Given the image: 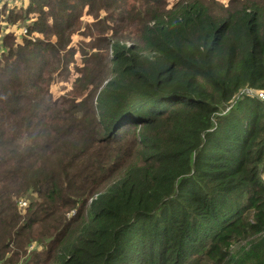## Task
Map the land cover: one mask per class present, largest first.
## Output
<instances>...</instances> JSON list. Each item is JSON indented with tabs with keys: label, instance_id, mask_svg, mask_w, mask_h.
Masks as SVG:
<instances>
[{
	"label": "trees",
	"instance_id": "trees-1",
	"mask_svg": "<svg viewBox=\"0 0 264 264\" xmlns=\"http://www.w3.org/2000/svg\"><path fill=\"white\" fill-rule=\"evenodd\" d=\"M128 1L14 9L55 40L2 36L0 264H264V102L238 95L264 89V0H144L134 34L78 47L80 84L53 98L41 66L82 6L121 22ZM79 201L85 216L67 218ZM41 237L55 260L20 259Z\"/></svg>",
	"mask_w": 264,
	"mask_h": 264
},
{
	"label": "rangeland",
	"instance_id": "rangeland-1",
	"mask_svg": "<svg viewBox=\"0 0 264 264\" xmlns=\"http://www.w3.org/2000/svg\"><path fill=\"white\" fill-rule=\"evenodd\" d=\"M29 0H5L4 3L0 0V56L1 51H6L7 46L3 44L2 36L6 33H11L15 37L14 41L21 40L22 37L27 38L30 42H38L51 39L55 40L54 36L45 37L44 33L39 30H28V25L33 23L37 17L36 12H31L22 16H14L15 10L23 9ZM175 0H166V7L171 6ZM218 4H227L228 0H214ZM2 3V4H1ZM130 3V4H129ZM134 4V9H130L128 14L123 18V21L117 22L114 20L110 13L113 6L105 8L102 6L90 8L89 6H82L81 16L76 20L73 25V31L70 33V42L62 50L55 51V54L48 52V63L43 64L42 68V86H47V89L51 92L50 95L53 98H59L60 96L71 97L76 86L80 84L77 77L80 74L83 66L82 51H79V46H83V50L87 53H94L98 51L105 52L107 46V40L111 34L112 29L122 34L132 35L135 31V25L138 20V16H142V10H144V0H129L128 5ZM13 9L12 16L8 18V9ZM123 13H121L122 15ZM67 34V31H66ZM24 42V41H23ZM72 50V54H68ZM68 52V53H67ZM65 53L68 56L65 58ZM52 54V55H51ZM93 55V54H92ZM64 59V60H63ZM31 197L37 199L33 194ZM19 206L24 207L31 199L28 196L19 198ZM85 199V198H84ZM89 201V200H88ZM79 208V209H78ZM85 205L80 204V201L72 206L66 213V217L74 216L79 211V216H85ZM78 209V210H77ZM25 210L22 209V212ZM82 220H85L82 218ZM49 224V223H48ZM47 224H37L34 231H41L46 229ZM60 232L64 233L65 228L60 226ZM60 238V235L54 234L52 238ZM57 243L40 239H32L23 250L19 252L20 259H31L32 253H38L41 259H50L52 262L58 255ZM47 254V257H45ZM37 256V258H38ZM97 260V259H96ZM96 260L87 259L88 264L97 263ZM51 264V263H50Z\"/></svg>",
	"mask_w": 264,
	"mask_h": 264
},
{
	"label": "built area",
	"instance_id": "built-area-1",
	"mask_svg": "<svg viewBox=\"0 0 264 264\" xmlns=\"http://www.w3.org/2000/svg\"><path fill=\"white\" fill-rule=\"evenodd\" d=\"M242 92H245L249 95H253L256 98L262 100L264 102V89H256L254 87H244L238 92V95H240Z\"/></svg>",
	"mask_w": 264,
	"mask_h": 264
}]
</instances>
